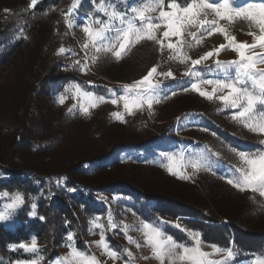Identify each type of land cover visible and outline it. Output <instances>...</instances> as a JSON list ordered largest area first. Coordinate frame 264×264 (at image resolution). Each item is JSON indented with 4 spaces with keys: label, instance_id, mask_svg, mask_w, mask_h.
Returning a JSON list of instances; mask_svg holds the SVG:
<instances>
[{
    "label": "rangeland",
    "instance_id": "rangeland-1",
    "mask_svg": "<svg viewBox=\"0 0 264 264\" xmlns=\"http://www.w3.org/2000/svg\"><path fill=\"white\" fill-rule=\"evenodd\" d=\"M71 3L72 0H67L57 8L56 20L48 32L42 37V47L39 51L35 50V40L26 32L25 22L19 17V21L17 20V24L14 26L11 41L25 39L27 43L0 70V87L3 89H7L6 87L8 86L12 88L11 86L17 83V81H21L23 74L26 73L27 76L26 66L33 55H38V60H36L35 65V88L37 92L40 90L41 80L54 68L57 70V73L71 72L78 77V81L74 83H58L53 85L50 96L42 98L44 120L49 123V130L51 132L50 137L41 143L43 147H51L50 154L45 156L44 160H48L47 158L62 151L65 147L71 148V146L82 141L85 137L94 139L99 147L108 151L109 158L104 163L106 166H111L115 162H121L127 165L130 163H139L144 166H159L169 174L166 168L162 166L167 163L165 154H173L178 158L183 156L185 163L205 156L207 158L206 164L209 167L194 171L189 166L184 171L191 179L181 180L191 181L196 186L201 187L202 175L208 173L218 179V187L227 189L226 191L229 192L234 200L243 202L247 199H254L258 205L264 208V197L250 191L241 192L227 183L225 177L231 175L233 165H238L239 162L237 159L231 162L221 150V147L226 144H228L230 149L236 148L238 151L251 152L248 150L251 146L259 147L258 150H260L264 148V145L260 144V141L264 140V135L252 133L233 120L236 124L234 127L228 126L226 122L218 121L214 113L219 116L227 114L228 118L231 116V110H221L223 109V105L219 101L214 100L210 102L202 97L208 102L203 103L202 101H198L199 103L194 108V112H185V109L182 110L180 103L172 101V97L174 96L172 93L177 94L185 91L184 89H189L187 90L188 92H194L190 90V85L191 82H194V78L183 75L191 65L190 63L182 64L178 61L170 60L169 50L165 48L161 52L159 45L155 42L142 41L132 47L125 54L124 58L119 61L115 60L111 54H101L95 63L90 60L87 61L88 68L86 73L81 72L76 61H80L81 64L86 62L85 52L81 48L86 37L79 27H73L72 29L67 27L63 13L68 10ZM115 3L121 8L124 7V0ZM126 3H132V0H126ZM10 14V12H7L6 17ZM89 15L81 14L78 7L75 13L76 18L74 24H81ZM155 16L156 13H153V17ZM212 18L210 14L208 19ZM220 23L238 41L252 42V37L247 35L249 28L246 22L237 20L231 25L227 21H221ZM164 30L162 27L157 33L161 39H163L162 33ZM191 31H196V29H191ZM186 40L190 42V37H186ZM171 41L176 42V38L172 37ZM168 42L167 40L165 41L166 44ZM224 43L226 42L223 36L216 33L210 37H205L202 43L194 48L189 49L186 47L185 51L188 52L192 59H196L206 51L212 50L214 47H218ZM60 47L74 50L75 54L71 52L58 54ZM88 54H92L91 49L88 50ZM215 59L216 57H213L204 64L196 66L201 72L202 77L207 79L219 78V74L214 67ZM219 59L221 61H231L237 59V56L233 51L224 50L221 52ZM152 67H157V73L153 76V82L158 87H156L153 94L159 102L154 103L151 109H148L147 105L143 106V108H135L131 115L124 112L123 101L118 105H113L110 101L101 103L96 108L90 109V115H84L79 110L80 102L74 99L71 93L65 91L73 84H80L85 90H91L93 93L105 96L106 98L110 96L109 90L118 96L122 92V85L131 84L142 79ZM167 71H171L175 79L161 75ZM202 87L207 91H211L210 86L203 85ZM3 89L1 92H3ZM62 94L67 96L63 104L59 103V97ZM74 104L77 105L76 108H73ZM69 109H72V111L70 112ZM114 112L123 113L125 122L122 123L115 119L112 115ZM111 124L125 126L126 132L136 138L134 143H143L144 147H131L129 149L115 151L105 141L106 129ZM2 127L6 133L15 130L16 126L11 116L3 119ZM226 139H229V141L226 142ZM16 160L21 163L20 154L16 155ZM94 165L85 166L88 173L94 171ZM20 171H22V178L32 181L39 190L37 195L31 196L29 199L30 207L28 217L31 221L40 219L38 217V203L42 199L51 201L59 195H62L70 198L72 201L74 197L82 196L98 211L97 214L88 218V227L84 230L83 240L84 250L86 252L94 254L101 264H125L129 260V257L126 255L127 251H131L135 257V259L130 261V264H157V261L151 258V250L144 246L142 232L136 230L140 227V222L144 221L138 214V211L146 207V202L143 198L123 192L120 189L103 192L94 188L71 186L69 179L64 175L58 177L40 175L25 165L22 166ZM174 177L178 178L177 176ZM10 179L11 176L0 169V184L8 182ZM70 189H75V191H71ZM5 192L8 193V197L3 196ZM17 192L7 190L0 192V211H3L4 205L10 203V197ZM19 193L24 196L22 192ZM25 202L24 197V203L13 210L7 220L0 221V224L11 231L19 228L18 215L25 207ZM32 204L36 205L34 210ZM150 207H155V204L151 202ZM33 211L36 213L35 216L32 215ZM109 216L120 225L119 228L113 230L108 227ZM93 220H97L105 225L107 241L108 237L112 236L122 246V252H118L119 259L112 260L108 258L102 254L100 248L96 247L95 242L100 240V235L99 230L95 229L92 225ZM180 220L181 218L173 220L158 215L152 223L162 221L163 223L160 226L164 230L166 228L181 230L184 228ZM124 224L130 226V231L127 234L141 243L139 249L128 243L124 232L121 230ZM177 224H179V228L176 227ZM90 229L92 230L90 231ZM183 232L187 234L188 231ZM70 233L76 235V231H71ZM67 236L59 248L60 256L57 259L68 255L70 252V249L66 246L68 243ZM33 238L37 240L39 254L43 256L44 239L31 237L24 244H30ZM10 249L15 252H21L23 257L19 260L3 264H25L26 261L36 258L34 254L19 248V245L11 246ZM203 250L211 252L212 248L210 245L203 243ZM144 257H148V259H144ZM237 257L238 255L236 254L234 259L230 261V264H253V261L257 258L254 257L249 261L235 263L234 261ZM211 258L217 260L224 259L222 256H213ZM53 262L50 264H53Z\"/></svg>",
    "mask_w": 264,
    "mask_h": 264
},
{
    "label": "trees",
    "instance_id": "trees-1",
    "mask_svg": "<svg viewBox=\"0 0 264 264\" xmlns=\"http://www.w3.org/2000/svg\"><path fill=\"white\" fill-rule=\"evenodd\" d=\"M65 1L37 0L35 8H32L30 0H0V70L27 43L25 39L11 41L19 17L25 22L26 32L35 40V50L39 51L42 37L56 20L57 8ZM118 1L113 0L114 3ZM93 8L94 0H82L79 6L80 13L85 15L91 14ZM7 12L11 14L6 17ZM36 60L38 55H33L26 66L27 76L24 72L21 81H17L12 88L0 87V169L11 176L8 182L0 184V192H22L26 201L18 215L19 228L11 231L0 224V264L21 259L22 253L12 251L10 247L27 242L31 237L45 240L42 264H50L60 256L59 248L71 231H76V245L84 250L83 234L88 227V218L98 213L82 196L71 201L59 195L51 201L40 200L38 217L44 219L31 221L28 217L29 199L39 190L32 181L22 178L20 170L24 165L40 175H64L71 186L103 192L120 189L143 198L146 207L138 214L144 221L154 222L158 215L173 220L181 218L182 227L199 232L204 244L233 247L238 255L235 263L264 256V208L254 199L234 200L227 189L218 187V179L208 173L202 175L199 187L166 173L159 166L121 162L106 166L108 151L88 137L44 160L51 147H43L41 143L50 137L51 132L49 123L44 120L42 98L50 96L53 85L74 83L78 77L71 72L57 73L54 68L41 80L37 92ZM172 101L180 103L185 112H194L198 101L208 102L190 91L175 94ZM7 116L12 117L16 128L6 133L2 121ZM214 116L228 126L236 125L227 114L219 116L214 113ZM105 141L115 151L144 147L143 143H134L136 138L127 133L123 125L108 126ZM258 149L251 146L248 150L254 152ZM221 150L231 162L237 159L228 144ZM17 154H20L21 163L16 160ZM92 164H95V169L88 173L85 166ZM151 202L155 207H150ZM165 231L179 242L191 243L189 236L181 230L166 228ZM108 241L113 249L122 252V246L112 236L108 237Z\"/></svg>",
    "mask_w": 264,
    "mask_h": 264
},
{
    "label": "snow or ice",
    "instance_id": "snow-or-ice-1",
    "mask_svg": "<svg viewBox=\"0 0 264 264\" xmlns=\"http://www.w3.org/2000/svg\"><path fill=\"white\" fill-rule=\"evenodd\" d=\"M81 0H72L68 10L63 13L67 27H79L86 39L81 45L85 52V63L76 61L81 72L87 71V61L95 63L101 54H111L115 60L124 58L125 54L135 45L142 41H152L159 45L160 51L165 48L169 50V59L182 64L190 63L191 67L183 73L184 76L194 78L190 90L198 93L208 101H219L223 105L221 110H231L230 118L246 128L248 131L264 135V0H132L121 8L113 0H94V11L85 21L75 25V13ZM37 0H30V7L35 8ZM153 13L156 16L153 17ZM212 19H208L209 15ZM237 20L247 23L249 31L247 35L252 37V42H241L231 35L221 21H227L229 25ZM163 39L157 33L161 28ZM196 29V31H191ZM255 29V30H253ZM219 33L226 43L206 51L199 58L192 59L185 48H194L202 43L205 37ZM175 37L176 42L171 38ZM190 37V42L186 40ZM169 41L167 44L165 41ZM91 49V55L88 50ZM233 51L237 59L221 61L219 56L222 51ZM74 50L60 47L58 54H64ZM216 57L214 67L219 78L207 79L202 77L201 72L196 68L209 59ZM157 73V67H152L147 75L131 84L122 85V92L116 95L111 90L110 96L97 95L91 90H85L80 84H73L65 91L71 93L73 98L78 100L79 110L84 115H90V109L96 108L101 103L111 102L118 105L123 101L124 112L133 114V109H148L153 107L159 100L154 96V90L158 85L153 82V76ZM165 77L175 79L171 71L162 73ZM210 86L211 91L205 90L202 86ZM185 91L189 89H184ZM175 95V93H172ZM67 99L66 95L59 97V103L63 104ZM77 105L74 104L73 108ZM71 112L72 109H69ZM112 115L120 122H125L124 114L114 112ZM264 145V140L260 141ZM239 162L233 165L231 175L225 177L228 184L239 191H250L264 197V148L254 151H238L231 149ZM218 155V154H217ZM167 163L162 165L169 174L179 179H191L185 173L187 167L194 171L201 168L207 169L206 157L201 156L189 163L184 162L183 156L176 157L173 154H165ZM75 191V189H70ZM8 197V193L3 194ZM10 203L4 205L0 211V221L7 220L13 210L24 203V196L17 192L10 197ZM36 205L32 204L33 210ZM35 216V211L32 212ZM44 219V217H40ZM161 222L152 223L141 221L140 227L144 236V246L151 250V258L157 264H230L236 253L233 247H220L210 245L211 252L203 250V241L200 233L188 231L187 234L191 243L179 242L171 234H168L160 225ZM95 229L99 230L100 240L95 242L96 247L102 250V254L112 260L119 259L117 250L110 247L105 236V225L97 220L92 221ZM108 227L113 230L120 227L114 219L109 216ZM176 227H180L179 224ZM92 229H90L91 231ZM129 244L137 249L141 247L139 241L134 240L127 233L130 226L124 224L121 229ZM181 231H187L181 229ZM67 247L70 249L68 255L56 259L53 264H101L94 254H89L75 245V234L67 236ZM19 248L34 254L36 258L30 259L25 264H41L43 256L39 254L37 240L33 238L30 244H20ZM126 255L130 264L135 259L131 251ZM213 256H222L224 259H213ZM148 259V257H144ZM253 264H264V256L257 257Z\"/></svg>",
    "mask_w": 264,
    "mask_h": 264
}]
</instances>
